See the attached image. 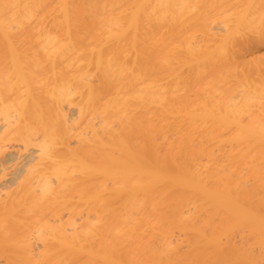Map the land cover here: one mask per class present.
Returning a JSON list of instances; mask_svg holds the SVG:
<instances>
[{
    "label": "bare ground",
    "instance_id": "1",
    "mask_svg": "<svg viewBox=\"0 0 264 264\" xmlns=\"http://www.w3.org/2000/svg\"><path fill=\"white\" fill-rule=\"evenodd\" d=\"M0 264H264V0H0Z\"/></svg>",
    "mask_w": 264,
    "mask_h": 264
}]
</instances>
